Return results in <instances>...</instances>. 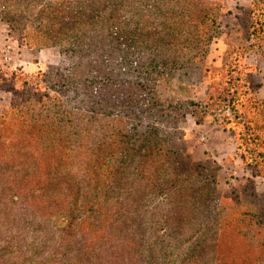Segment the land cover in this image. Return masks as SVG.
Returning a JSON list of instances; mask_svg holds the SVG:
<instances>
[{
  "label": "rangeland",
  "instance_id": "rangeland-1",
  "mask_svg": "<svg viewBox=\"0 0 264 264\" xmlns=\"http://www.w3.org/2000/svg\"><path fill=\"white\" fill-rule=\"evenodd\" d=\"M26 2L0 0V89L12 97L0 128L5 122L4 146H18L21 158L29 153L15 168L0 162L1 225L20 191L26 202L33 196L66 215L60 232L75 242L81 234L102 262L110 250L114 264H264V177L228 164V145L216 150L227 155L219 164L210 146L215 135L228 140L229 129L243 149L253 148L246 121L264 123L254 97L264 100V0H174L169 20L144 21L157 29L142 37L145 57L169 65V79L121 75L104 34L84 36L82 51L65 50L63 34L39 48L75 22L41 21V9ZM43 146L40 157L34 149ZM91 207L87 222L61 230Z\"/></svg>",
  "mask_w": 264,
  "mask_h": 264
},
{
  "label": "trees",
  "instance_id": "trees-1",
  "mask_svg": "<svg viewBox=\"0 0 264 264\" xmlns=\"http://www.w3.org/2000/svg\"><path fill=\"white\" fill-rule=\"evenodd\" d=\"M176 1L179 2L180 0ZM256 1L252 0L250 5H256ZM170 2L174 3V0H27L25 6L36 4L41 9L40 18H44L41 21H45L48 17L56 20L60 16H66L72 18L75 22V24H70V28L65 33L59 31V28H55L51 38L54 41L51 44L38 43L39 48L53 46L56 43L55 41H58L63 34L64 39L68 41L67 47H64L65 50L82 51L84 36L93 37L96 34H104L107 41L103 47L111 53H115L116 71L121 75L140 73L144 76H150V74H153L156 78L169 79L171 76L169 65L166 66L167 64L160 58L147 59L145 57V46H143L142 37L152 35L157 31L156 27L150 29L148 24L147 26L143 25L144 21L151 20L153 23L170 19L171 15L166 8ZM18 3L23 4L24 0H18ZM7 13L9 12L7 11ZM36 16L37 14L33 16L34 20ZM252 25L254 26V23ZM260 27H263V24H260ZM256 28L254 27V33L257 31ZM41 31H43V28H40L39 32L42 33ZM38 37L41 38L42 36L39 35ZM250 38H253V36H250ZM28 45L33 44L28 41ZM108 60L111 61L109 58ZM104 61L106 62V60ZM116 81L120 84L129 82L123 78ZM99 84H102V82H99ZM254 97L257 105L264 107V100L259 99L257 93ZM233 102L232 96L230 105H233ZM200 108L204 113L203 115L207 114L209 103L201 105ZM237 117L236 115L234 119H237ZM0 118L3 121L5 119L4 116ZM1 124L3 126L0 128L2 134L0 155L4 154V156L0 159V162L5 163L4 165H7V168H15L13 165L18 167L22 165V162H27L25 156L29 153H23L24 157L21 158L22 152L17 149L18 146H4L8 140L3 136L8 132V129H4L6 127L5 122ZM246 124L245 131L250 133L247 141L254 143V147L243 149V145L239 141L240 138H235L237 154L243 156L246 167L255 169L257 176L264 177V123H255L251 126V121H246ZM126 127L127 129H134L133 124H127ZM27 132L24 130V133ZM58 151L56 160L62 163L67 157L62 149ZM34 153L41 157L46 153V148L44 146L38 147L34 149ZM14 154L17 159L11 157ZM30 156L35 157L33 154ZM8 181L7 178L5 180L7 185H9ZM10 187L13 189V186ZM19 193L11 196L12 204L9 206V211L5 213V223L3 226L1 225L2 221L0 223V264H29L35 259L40 264H62V260L69 257H75V263L71 262L73 264L115 263L116 258H114L113 251L109 250L110 258L106 262H102L99 253L84 249L81 234L76 242L67 239V235L70 234L60 232V226L58 225L59 221L66 215L61 213L57 216L52 210V204L44 205V200L33 198V196L28 198L30 200L26 202V199L22 198L24 195L19 196ZM15 197L22 198V201L18 199L14 202ZM78 197H87V195L82 194ZM83 204L82 202L81 205ZM40 211L43 212V216H40ZM91 212H94L93 207L88 211L80 209L77 214L78 219L61 230L66 231L72 229L75 225H83L87 222ZM37 219H40V221H35ZM39 224L48 225L50 228L49 234L37 230ZM101 232H107V229L104 228ZM45 248L47 249L46 253H41ZM38 254H41L42 257ZM140 264H159V262H156L155 259H144V261H140Z\"/></svg>",
  "mask_w": 264,
  "mask_h": 264
},
{
  "label": "crops",
  "instance_id": "crops-1",
  "mask_svg": "<svg viewBox=\"0 0 264 264\" xmlns=\"http://www.w3.org/2000/svg\"><path fill=\"white\" fill-rule=\"evenodd\" d=\"M251 2L252 0H250L249 3L251 4ZM26 50H29V49H26ZM260 94L262 95V97H264V83L262 84V87L260 88ZM11 98H12L11 94L7 93V91H2L0 89V113H5L6 111L9 110L11 106ZM217 133H221V132L217 131ZM212 135L214 136L213 133ZM211 141L212 143L210 144V146H211L212 152L215 153L216 159L220 160L218 161L219 164L225 161L224 157H227L225 153H222V155L219 156L218 152L216 151L217 148H220V146L222 145H228V157H227L228 164L231 163L233 168H235V165L244 163L242 157L238 156L237 154V146L235 143V139L230 131H228V140L224 138L222 141H217L216 135H215L214 140L211 139ZM220 157H223V158H220Z\"/></svg>",
  "mask_w": 264,
  "mask_h": 264
}]
</instances>
